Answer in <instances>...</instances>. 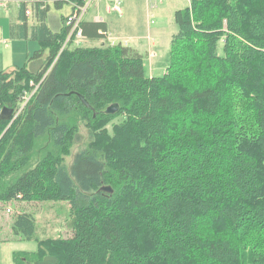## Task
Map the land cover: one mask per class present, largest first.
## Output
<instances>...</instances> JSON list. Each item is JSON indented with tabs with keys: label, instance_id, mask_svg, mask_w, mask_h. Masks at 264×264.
<instances>
[{
	"label": "trees",
	"instance_id": "obj_1",
	"mask_svg": "<svg viewBox=\"0 0 264 264\" xmlns=\"http://www.w3.org/2000/svg\"><path fill=\"white\" fill-rule=\"evenodd\" d=\"M84 1L54 0L72 9ZM213 1L176 10L166 70L151 76L123 44H71L55 61L65 20L54 32L46 0H21L11 38L42 48L16 67L23 94L22 78L0 73V110H13L0 119V210L66 202L72 233L35 238L36 217L16 213L14 233L38 244L31 264H264V0H222L205 20ZM81 27L85 38H107L105 23ZM238 95L252 106L232 105ZM79 121L93 141L67 169L57 154L79 138Z\"/></svg>",
	"mask_w": 264,
	"mask_h": 264
},
{
	"label": "rangeland",
	"instance_id": "obj_2",
	"mask_svg": "<svg viewBox=\"0 0 264 264\" xmlns=\"http://www.w3.org/2000/svg\"><path fill=\"white\" fill-rule=\"evenodd\" d=\"M221 1L222 0H215L213 1V4L217 2V5H206V7L203 8L202 13L205 11L203 13V15H205V20H208L211 17L215 18L222 12L218 5ZM97 2H99L101 7V15H103V10L105 11V6L107 4L114 5V1L112 0H94L89 7L90 14L92 15L93 13H97ZM252 2L257 3L255 0H252ZM189 3L190 0H151L148 3H146L145 0H121L120 5L122 11L120 13L113 11L109 18L110 25L113 27L110 28L112 31L111 35L116 36L117 31L115 29L129 30V33H147V25H149L150 34L153 35V39L156 37L161 44L158 54L160 57L165 58L170 48L172 36L177 32L174 14L176 10L189 6ZM260 5L264 8V3L259 4V6ZM87 14L88 11L86 12V15ZM6 15L7 13L5 10L0 8V17H2L0 20V73L1 71L6 70L5 72L10 73V78L14 80L15 78H22V81H16L15 86L16 95L19 92L23 94L27 91V78L15 66H22L26 61L27 53L34 52L36 49H39L40 46L38 42L34 41L11 40L8 35V25L7 20L5 19ZM112 18H114V20ZM133 41L134 40L131 39V45H133ZM145 42L147 43L148 40L146 39ZM85 43L86 42L84 41L83 44L85 45ZM115 43L118 42L115 40ZM201 44V41H196L197 50L200 49ZM80 46H82V43ZM145 47H147V44ZM143 55L146 71L148 74H151L149 71L150 65L148 57L145 52ZM188 58H190L189 62L187 65H184L185 71L188 69V66L192 65L193 61H195L196 56H190ZM181 60L186 62V55H181ZM160 61L162 64L153 70L154 75H161L165 72L166 59H160ZM207 75V80L214 79L213 73L209 72ZM44 78L45 77L42 78L41 82ZM41 82L37 84L38 87H40ZM29 84L32 85L35 83L31 82ZM259 91L260 93H264V87ZM233 104L237 106L243 105V108L241 109L242 112L244 108H247L250 105L252 106V102L248 97L241 98L240 95L234 100L232 105ZM118 120H120V118H117L115 121ZM254 121L255 119H252L248 122L251 124L253 132L256 131L255 124L254 128L252 126ZM109 129H111L110 126ZM91 141H93V139H91V133L86 128V123H84V121H79V138L77 140L72 139V144H67V146L57 154L58 158L60 159L61 157L65 160V167L68 169L73 161L74 155L82 151L86 152ZM67 204L68 203L66 202L18 201L2 207L0 210V262L2 264H17L14 260L15 258L18 260V263L21 261L22 264H31V260L36 258V256H32L37 252V241L23 240L22 237L15 234L13 231V220L18 212H28L36 217L35 238H67L72 236L71 229L67 227V222L69 220V204ZM8 207L10 211H8ZM212 223L215 224V222H210V224ZM202 226L204 229H208L209 225H204V223H202ZM209 231H213V234L221 233L220 229L216 231L211 229Z\"/></svg>",
	"mask_w": 264,
	"mask_h": 264
},
{
	"label": "crops",
	"instance_id": "obj_3",
	"mask_svg": "<svg viewBox=\"0 0 264 264\" xmlns=\"http://www.w3.org/2000/svg\"><path fill=\"white\" fill-rule=\"evenodd\" d=\"M2 1H6V3H7L6 8L1 6V5H0V8H3L5 10V12L7 13L5 19L7 20L9 38L11 40H19V41L25 40V39H13V38H11V35H10L11 25L20 23V20L18 19V13H19L21 0H0V2H2ZM33 1L34 0H31V2H33ZM46 1L49 4V11H48L49 26L51 27V29L54 32H57L61 28L64 27V25H63L64 21L63 20H65V22H66L65 18L67 17L68 14H70L72 12L73 6L70 4H67L65 2H63L61 6H56L54 0H46ZM98 1H101V0H98ZM112 1H114L113 2L114 5L107 4L105 6V11L103 10V15H101V7L99 5V2H97V5H96L97 13H93V15H92V14H90V10H88V14L83 19V21H88V22L93 21V22L105 23V25L107 26V31H106L107 38L92 40V39L85 38V36H84V38L81 42L82 45H84L83 44L84 41L86 42L85 46H97V45H101L105 42H108L111 44L112 41L115 42V40H116V42H118L117 44H123L125 46L132 48L134 51L140 53L143 56V58H144L143 54L145 52V54L148 57V62L150 65L149 71L151 74H149V75H151V76L154 75L153 70H155L157 68V66H160L162 64V63H160L161 62L160 59H166L167 54H166L165 58L159 56L158 52H159V48H161V44H160L159 40L156 39V37L153 39V35L150 34L149 25H147V27H148L147 33H145V32L129 33V30L115 29L117 31V34H116V36H112L111 35L112 31L110 30V28H113V27L110 25V19L109 18L111 17V13L113 11H115L114 6L116 4V0H112ZM145 1H146V3H148L151 0H145ZM120 4H121V0H120ZM121 11H122V8H121ZM116 12H118V11H116ZM26 14L29 18V20H28L29 21V27H31L33 24H36L37 21L34 18V16H32L31 10L29 8L26 11ZM1 18L2 17H0V20H1ZM112 19L114 20V18H112ZM0 25H1V23H0ZM65 26H66V23H65ZM110 38H112V40H110ZM131 39L134 40L133 45L130 44ZM146 39L148 40L147 43L145 42ZM26 41H33V40L26 39ZM34 42H37V41H34ZM146 44H147V47H145ZM39 46H40L39 49H36L35 51L40 50L42 48L41 44H39ZM34 52H32V53L28 52L27 53L26 61H27L28 57L30 55H32ZM26 61L22 66H24L26 64ZM22 66H18V67H22ZM15 67H17V66H15ZM5 71H1V72H5Z\"/></svg>",
	"mask_w": 264,
	"mask_h": 264
},
{
	"label": "built area",
	"instance_id": "obj_4",
	"mask_svg": "<svg viewBox=\"0 0 264 264\" xmlns=\"http://www.w3.org/2000/svg\"><path fill=\"white\" fill-rule=\"evenodd\" d=\"M94 0H85L84 3L80 6L75 5V9L72 10V12L70 14L67 15L66 17V26L68 28L67 30V37H66V41L63 43L59 54L57 55L55 61L58 59V57L60 56L61 52L68 47L71 44L74 45H80L84 36H83V30L81 27L82 21L86 15V12L89 10V7L91 5V3ZM6 1H2L0 2L1 6H7L6 5ZM120 0H116V4L114 6V10L120 12L121 11V7H120ZM29 14V13H28ZM110 40H112V38H110ZM117 43L113 42L111 43V45H116ZM54 61V62H55ZM1 112V110H0ZM20 111H18L17 113H15V118L16 116H18Z\"/></svg>",
	"mask_w": 264,
	"mask_h": 264
},
{
	"label": "water",
	"instance_id": "obj_5",
	"mask_svg": "<svg viewBox=\"0 0 264 264\" xmlns=\"http://www.w3.org/2000/svg\"><path fill=\"white\" fill-rule=\"evenodd\" d=\"M81 100L83 101V103L89 107V104L87 101H85V99L83 97H81ZM119 109V105L118 104H112L107 108V113H114L115 111H117ZM13 110L9 109L7 107L2 108V111L0 113V119L3 120H9L12 116ZM102 191H106V192H113V189L110 186H103L101 188Z\"/></svg>",
	"mask_w": 264,
	"mask_h": 264
},
{
	"label": "bare ground",
	"instance_id": "obj_6",
	"mask_svg": "<svg viewBox=\"0 0 264 264\" xmlns=\"http://www.w3.org/2000/svg\"><path fill=\"white\" fill-rule=\"evenodd\" d=\"M80 45H81V44H80ZM80 45H78V46H80ZM76 46H77V45H76ZM37 88H38V86H36V88L34 89V91H33L30 95H29V94H28V95L26 94V96H25V97H26V101H25L24 105H25L26 102L29 100V98L32 96V94L36 91ZM24 105H23V106H24ZM23 106H22V107H23ZM21 109H22V108H21Z\"/></svg>",
	"mask_w": 264,
	"mask_h": 264
}]
</instances>
